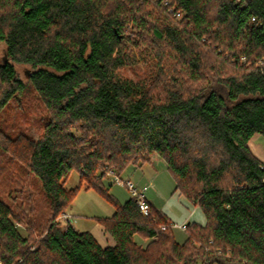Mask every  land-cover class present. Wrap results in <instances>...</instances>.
I'll return each instance as SVG.
<instances>
[{
	"label": "trees",
	"instance_id": "1",
	"mask_svg": "<svg viewBox=\"0 0 264 264\" xmlns=\"http://www.w3.org/2000/svg\"><path fill=\"white\" fill-rule=\"evenodd\" d=\"M1 43L0 112L23 64L50 118L37 139L0 128L22 165L16 194L0 193V264H264V163L249 146L264 136V0H0ZM140 61L150 73L125 75ZM152 154L205 215L183 242L104 181ZM82 188L115 207L94 218L114 245L60 218Z\"/></svg>",
	"mask_w": 264,
	"mask_h": 264
},
{
	"label": "rangeland",
	"instance_id": "2",
	"mask_svg": "<svg viewBox=\"0 0 264 264\" xmlns=\"http://www.w3.org/2000/svg\"><path fill=\"white\" fill-rule=\"evenodd\" d=\"M140 1L144 2V0ZM3 55L4 45L1 43L0 57ZM17 68L20 76L26 82V86L0 112V128L14 137L20 133H24L37 139L41 135L46 122L49 120L50 114L40 95L28 79V68L23 64H18ZM151 70L149 63L140 61L135 66L126 68L124 73L127 76L136 77L137 74H148ZM262 139L264 140V136ZM135 168L130 167L127 169L122 174V177H129L138 185L151 184L146 191V196L148 195L150 199H153L159 210L168 215L175 224H181L186 218L188 219L185 223L193 221L205 223L206 218L202 210L183 195H180L179 192L175 191V180L169 172L166 162L160 156L152 154L150 162ZM21 170L22 165L17 159L0 148V193L5 196L4 198L11 199L10 196L16 194L12 190L10 195L7 196L10 191L8 187L9 180H16ZM104 181L108 185L110 193L119 202L124 203L131 198L128 189L114 182L113 177L108 176ZM79 184L80 174L78 171H73L66 181V187L75 188ZM39 189L40 185L36 182L32 191L38 193ZM114 211L115 207L102 195L93 189L85 190L82 188L78 192L72 207L66 212L71 215V218L65 219L62 216L63 214L60 218L65 221L70 220L78 230L84 231L89 230L95 222L90 217L111 216ZM84 214L88 216H83ZM174 232L179 242H183L187 237L185 229L183 228L175 226Z\"/></svg>",
	"mask_w": 264,
	"mask_h": 264
},
{
	"label": "crops",
	"instance_id": "3",
	"mask_svg": "<svg viewBox=\"0 0 264 264\" xmlns=\"http://www.w3.org/2000/svg\"><path fill=\"white\" fill-rule=\"evenodd\" d=\"M262 138H263L262 135L256 133L251 138V140L249 142V146H250V149L253 152V154L255 156H257L264 163V140ZM138 170H139V168H138ZM150 185L151 184H144V185L139 184L140 187H147V190L149 189ZM147 198L150 201V203L159 210V208L156 206L154 200L150 199V197L148 195H147ZM86 215L84 214L83 216H86ZM70 218H71V215H70ZM90 218H93V220H95L94 219L95 217H90ZM187 219L188 218H186L185 221ZM185 221H183L182 223H185ZM74 227L77 228L75 225H74ZM88 231H90L94 235V237L98 240V242L104 247L109 246V245H114V243H115L114 238L105 230L104 226L102 224H100L99 222H97L96 220H95L94 224L92 225V227Z\"/></svg>",
	"mask_w": 264,
	"mask_h": 264
},
{
	"label": "built area",
	"instance_id": "4",
	"mask_svg": "<svg viewBox=\"0 0 264 264\" xmlns=\"http://www.w3.org/2000/svg\"><path fill=\"white\" fill-rule=\"evenodd\" d=\"M179 16H181V14H179ZM107 176L113 177L114 182H116L117 184L125 186L140 209L145 214L149 213L151 204L146 196L147 187H140L131 178H123L122 175L116 173L112 169H109L107 171ZM62 216L65 219H70V215H68L67 213H64ZM174 226L186 229V223L174 224Z\"/></svg>",
	"mask_w": 264,
	"mask_h": 264
},
{
	"label": "water",
	"instance_id": "5",
	"mask_svg": "<svg viewBox=\"0 0 264 264\" xmlns=\"http://www.w3.org/2000/svg\"><path fill=\"white\" fill-rule=\"evenodd\" d=\"M5 61H7V58H5Z\"/></svg>",
	"mask_w": 264,
	"mask_h": 264
}]
</instances>
